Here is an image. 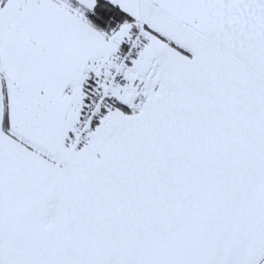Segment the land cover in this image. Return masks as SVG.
<instances>
[{"label":"snow or ice","instance_id":"6c2138e0","mask_svg":"<svg viewBox=\"0 0 264 264\" xmlns=\"http://www.w3.org/2000/svg\"><path fill=\"white\" fill-rule=\"evenodd\" d=\"M0 264H264V0H0Z\"/></svg>","mask_w":264,"mask_h":264}]
</instances>
